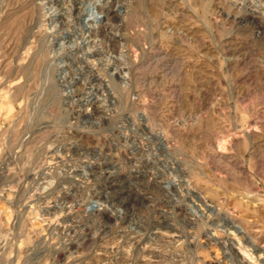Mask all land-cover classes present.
I'll return each mask as SVG.
<instances>
[{"label": "rangeland", "instance_id": "obj_1", "mask_svg": "<svg viewBox=\"0 0 264 264\" xmlns=\"http://www.w3.org/2000/svg\"><path fill=\"white\" fill-rule=\"evenodd\" d=\"M0 264H264V0H0Z\"/></svg>", "mask_w": 264, "mask_h": 264}, {"label": "bare ground", "instance_id": "obj_2", "mask_svg": "<svg viewBox=\"0 0 264 264\" xmlns=\"http://www.w3.org/2000/svg\"><path fill=\"white\" fill-rule=\"evenodd\" d=\"M96 20V19H95ZM96 22V21H95ZM86 26H89V24H87ZM160 139H162V136L160 135ZM163 140V139H162Z\"/></svg>", "mask_w": 264, "mask_h": 264}]
</instances>
